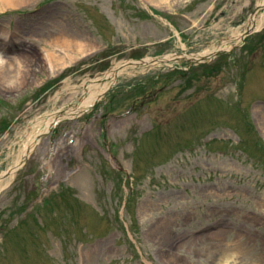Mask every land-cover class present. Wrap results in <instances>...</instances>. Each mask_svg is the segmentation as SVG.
<instances>
[{"label":"rangeland","instance_id":"rangeland-1","mask_svg":"<svg viewBox=\"0 0 264 264\" xmlns=\"http://www.w3.org/2000/svg\"><path fill=\"white\" fill-rule=\"evenodd\" d=\"M15 1L0 5V175L37 118L116 63L239 47L137 67L40 137L0 190V264H264V26L235 38L260 0Z\"/></svg>","mask_w":264,"mask_h":264},{"label":"bare ground","instance_id":"bare-ground-1","mask_svg":"<svg viewBox=\"0 0 264 264\" xmlns=\"http://www.w3.org/2000/svg\"><path fill=\"white\" fill-rule=\"evenodd\" d=\"M1 8L6 9L7 7H15L17 5L15 0H0ZM259 12L253 15L250 20L248 21L249 28L260 29L264 26V0H260L259 4ZM237 39H242V34H237L235 36ZM232 37L224 39V42L219 46H214L210 49H206L199 53H194L191 55L185 56L189 60H197L202 61L207 59L213 55V53L220 49L224 48L225 45ZM53 44L58 45L59 43L70 47L72 39L68 38L67 35L60 33L55 35L51 41ZM232 45L227 46L230 48ZM47 50V49H46ZM72 50V48H71ZM46 58L51 62V70L53 73H58L60 68L62 67L61 64H58V60H60L59 56L55 54V52L48 51L45 52ZM183 56H178L174 54H167L163 57H156V58H145L140 65L136 64L137 61L132 62H118L116 63L115 67L109 70L103 76L91 80L85 81L80 86H75V89L82 87L84 89L83 95L81 99L75 103L70 104V106L61 108L59 110H55L52 112H47L44 115L40 116L35 120V125L30 132L27 133V139L25 141L24 146L21 149V153L19 154L16 163L11 166L6 173V177H9L8 180L5 181V177L0 179V190L7 186L13 179L16 170L21 166V163L29 157V153L35 148L37 145L40 137L45 136L48 134L56 125H58L61 121L66 119H72L74 117L79 116L80 114L88 111L97 101H99L104 92L111 86H113L117 81L120 75H131L136 73L135 68L140 66H155L159 64H166V65H173L178 58ZM0 59L5 64L10 65V61L6 59L5 55L0 56ZM8 66H0V75L2 74H10L8 70ZM4 181L6 183H4Z\"/></svg>","mask_w":264,"mask_h":264},{"label":"water","instance_id":"water-1","mask_svg":"<svg viewBox=\"0 0 264 264\" xmlns=\"http://www.w3.org/2000/svg\"><path fill=\"white\" fill-rule=\"evenodd\" d=\"M251 32H252L251 30L246 31L244 36L250 34Z\"/></svg>","mask_w":264,"mask_h":264}]
</instances>
